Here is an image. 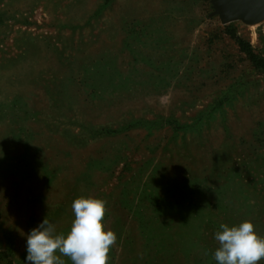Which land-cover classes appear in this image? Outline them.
<instances>
[{
  "label": "rangeland",
  "instance_id": "374dc122",
  "mask_svg": "<svg viewBox=\"0 0 264 264\" xmlns=\"http://www.w3.org/2000/svg\"><path fill=\"white\" fill-rule=\"evenodd\" d=\"M211 11L0 0V264L80 196L106 201L109 264H216L221 223L264 236V20Z\"/></svg>",
  "mask_w": 264,
  "mask_h": 264
},
{
  "label": "clouds",
  "instance_id": "9594fccd",
  "mask_svg": "<svg viewBox=\"0 0 264 264\" xmlns=\"http://www.w3.org/2000/svg\"><path fill=\"white\" fill-rule=\"evenodd\" d=\"M3 152L0 151V157ZM73 219L66 232H57L46 216L26 234L24 264H109V251L117 235L104 224L106 201L80 196L72 201ZM217 247L212 253L216 264H260L264 261V236L255 231L251 220L221 223L213 233Z\"/></svg>",
  "mask_w": 264,
  "mask_h": 264
},
{
  "label": "water",
  "instance_id": "95a60500",
  "mask_svg": "<svg viewBox=\"0 0 264 264\" xmlns=\"http://www.w3.org/2000/svg\"><path fill=\"white\" fill-rule=\"evenodd\" d=\"M210 15L218 16L222 24L240 21L253 25L264 20V0H209Z\"/></svg>",
  "mask_w": 264,
  "mask_h": 264
},
{
  "label": "trees",
  "instance_id": "16d2710c",
  "mask_svg": "<svg viewBox=\"0 0 264 264\" xmlns=\"http://www.w3.org/2000/svg\"><path fill=\"white\" fill-rule=\"evenodd\" d=\"M240 43V47L242 49V51H244L249 57L250 59L257 64L258 60H256V55L251 51L250 47L248 46V44L244 43V42H239ZM264 61V60H263Z\"/></svg>",
  "mask_w": 264,
  "mask_h": 264
}]
</instances>
